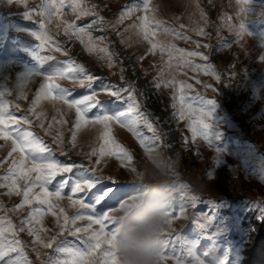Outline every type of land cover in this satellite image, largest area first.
Instances as JSON below:
<instances>
[{
  "label": "rangeland",
  "instance_id": "374dc122",
  "mask_svg": "<svg viewBox=\"0 0 264 264\" xmlns=\"http://www.w3.org/2000/svg\"><path fill=\"white\" fill-rule=\"evenodd\" d=\"M46 2L51 0H0V92H4L0 100L7 114L31 121L14 127L32 132L60 164L77 167L72 173L58 174L47 185L54 192L62 179L69 181L61 199L50 198L57 216L47 212V205L34 202L15 211L0 210V219L11 220L18 229L33 208L41 207L45 211L40 222L30 226L42 241L48 243L55 236L57 244L67 240L78 246L91 230L70 233L87 228L90 213L79 203L73 205L69 196H73L71 181L87 170L101 182L73 199L91 203L105 188L114 189L96 206L97 215L106 211L116 218L157 191L169 194L166 210L172 224L164 237L166 259L161 264L178 260L182 264H242L250 219L264 218V0H148L147 11L143 0H65V7L50 21L40 14ZM71 4L93 9L97 15H78ZM133 5L138 10L121 21L124 8ZM68 24L86 29L84 43L71 30L65 34ZM33 33L45 34L48 40H37ZM88 35L95 38L94 51L88 50ZM189 52L199 55L189 56ZM81 66L93 76L92 81L78 71L67 72ZM58 70L66 75L52 82L68 90L69 100L95 94L101 102L79 128L76 109L63 100L49 97L34 106L41 86L48 82L46 76ZM156 83L161 87L156 88ZM104 88L134 89L133 99L144 114L138 130L146 144L155 145L147 149L127 128L114 121L108 125L112 140L133 157L131 163L115 155L99 156L106 129L94 117L104 111H126L132 102L129 92L116 99ZM181 97L183 118L179 116ZM208 99L215 101L211 116H202L201 107L207 112L209 106L201 101ZM202 123L210 125L207 139L202 130L195 137L191 130L202 129ZM12 147L11 139H0V177L7 174L12 160L20 158L19 152L8 156ZM94 150L97 155H91ZM30 165L28 161L26 166ZM18 184L22 192L23 180ZM6 192L0 188V209H12L22 200V195ZM30 195H41V188L35 187ZM61 208L69 218L62 235ZM77 214L82 219L72 223ZM5 235L13 238L10 232ZM14 238L22 241L31 264H46L49 256L56 255V244L45 248L34 243L27 228ZM188 245H194L192 255ZM95 259L102 264V251H97Z\"/></svg>",
  "mask_w": 264,
  "mask_h": 264
},
{
  "label": "snow or ice",
  "instance_id": "6c2138e0",
  "mask_svg": "<svg viewBox=\"0 0 264 264\" xmlns=\"http://www.w3.org/2000/svg\"><path fill=\"white\" fill-rule=\"evenodd\" d=\"M247 2V0H245ZM72 8V11L77 12L78 15H93L96 16L97 13L93 9L81 8L79 4L69 5ZM143 8L145 11L148 10V0H143ZM65 7V0H51V2H46L41 5V15H46L49 21L57 16L60 11ZM138 5H133L131 7L126 6L120 16L122 21L125 16L131 15L134 10H138ZM30 16V13H27ZM143 20H147V17H143ZM101 24L103 23V17H99ZM96 21H93L95 24ZM43 27V24L41 25ZM91 27V25H89ZM144 37L148 38V25L144 23L143 26ZM241 32L244 30V24L239 25ZM81 39V43H84L83 35L86 33L84 27H77L74 24H68L65 26V34H68L69 31ZM37 40L47 41L48 37L42 33H33ZM95 39L91 35H88L89 51L96 50L95 46L92 45V41ZM101 41L103 37L99 38ZM156 44L152 45V48L155 49ZM99 51L104 52L105 49L101 48ZM161 51H164L161 47ZM171 56V52L169 53ZM189 56L199 55V53L189 52ZM37 60H40V57L36 56ZM207 59V57H202ZM264 58V57H262ZM51 59V57H49ZM199 67V66H197ZM78 71L79 73L84 74L83 78L92 81L94 78L92 75L86 73L85 69L81 66L78 69L69 68L68 73L72 71ZM207 72V68H205ZM66 75L65 71L58 70L54 75H47V83L43 84L37 93L36 100L34 101V106L41 99H47L49 97L53 99L63 100L70 108H75L77 113V122L76 127H80L81 121L87 123V113L91 112L93 109L100 107L101 102L96 100L95 94L86 95L81 99H68L70 93L68 90L61 88L59 85L55 84L54 81L56 78H64ZM219 78V77H217ZM156 88H160L161 84L156 83ZM183 87V85H181ZM102 91L107 92L109 95L115 97L116 99H121L122 92H129V100L132 102L129 104L126 111H121L117 113L109 114V112L104 111L99 115L94 117L95 122L103 124L106 131L101 136L103 145L99 149V156L103 157L106 154L115 155L119 159H125L128 163H131L133 157L119 144H116L111 136L109 135L110 129L108 128L109 122H116L120 124L121 127H125L130 131L137 139L140 140L142 146L146 149L154 144L149 146L146 144V139L142 136L139 129L138 121L144 117V114L140 111L139 104L136 100L133 99L134 89H116L110 90L108 88L102 89ZM4 92H0V97H3ZM181 105L179 110V116L183 118L184 116V101L183 97L180 98ZM202 105H207L208 111L205 112L204 108L201 107L200 112L202 116H211V107L214 106L215 101L213 99H208L206 101H201ZM32 111V109H30ZM23 122L24 124H30L31 121L27 118H20L7 114L6 107L2 100H0V139L3 140H12L13 147L8 153V156L11 157L13 153L19 152L20 158L18 160H12V163L8 169L7 174L3 177H0V180L4 181L0 183V188H6L7 195H22V200L19 204L15 205L12 209H0L5 213L8 211H15L16 209L23 208L25 205H32L34 202L39 203L40 205H47V212L51 213L53 216H57V213L53 211L55 205L52 203L51 197H55L56 200L62 198V193L69 181L61 180L56 187L54 192H49L47 185L51 183L55 177L60 173H72L73 168L77 165H63L57 162L54 158H51L50 149H48L43 143L36 137L32 132L21 130L19 127H14V124H19ZM146 127L149 130L153 129V125L150 121H145ZM43 125H41L42 127ZM208 129L210 125L207 123H202V129L200 127H192L193 136L197 134L198 131H203V135L207 139ZM111 145V147H108ZM91 155H97V152L94 150ZM31 161L30 166H26V163ZM99 163V160H97ZM83 168V166H79ZM35 174L34 176L32 174ZM18 180H23L24 188L21 192ZM101 181L98 177H95L94 173H89L87 170L83 171V175L76 177L72 183L71 193L75 196L78 193H84L86 190L91 192ZM112 183H115L113 181ZM39 186L41 188V195L31 196L35 187ZM114 191L112 188H105L99 194H97L94 200L91 203H85V201L79 197L73 199V196H69V200L73 205L79 203L81 209H86L90 213L86 218L91 221L87 228H75V235L80 232H89L91 234L81 240H79L78 246L77 242L73 241H61L59 244L56 243V237L53 236L48 243H44L41 239V236L38 231H35L30 225L33 221L39 223L40 218L44 215V209L41 207L33 208L29 215L21 220V226L17 229L16 226L12 223L11 220L0 219V264H31L27 259V256L24 254V249L22 241L15 239L19 232H24L27 228V231L30 235H34V243H40L45 248H53V245L56 244L54 249L55 256H49L46 264H96L95 254L97 251H102L104 260L102 264H119L118 255H117V246H116V237L119 232L118 222L115 217H112L108 212H101L99 215L96 214V206L105 201L110 194ZM122 207V203H119L118 208ZM59 214L63 216V224L60 225V233L63 234L65 226L69 223L68 216L64 213V210L59 209ZM172 215V214H171ZM82 219V216L77 214L72 223H75L76 220ZM7 225L3 227V225ZM172 220H170V225ZM93 225L98 226V229H93ZM108 225L112 227L108 229ZM108 229V230H106ZM11 233L13 238H7L6 233ZM164 245H167V241H164ZM194 252V245H188V254L192 255ZM10 253H17V256H11ZM39 255V253H38ZM166 259L164 255V248L162 247L159 254V261L161 262ZM198 262V258L196 257ZM177 264H182V261L178 260Z\"/></svg>",
  "mask_w": 264,
  "mask_h": 264
},
{
  "label": "clouds",
  "instance_id": "9594fccd",
  "mask_svg": "<svg viewBox=\"0 0 264 264\" xmlns=\"http://www.w3.org/2000/svg\"><path fill=\"white\" fill-rule=\"evenodd\" d=\"M169 194L157 191L150 200L137 203L116 217L119 264H160L159 254L170 226Z\"/></svg>",
  "mask_w": 264,
  "mask_h": 264
},
{
  "label": "trees",
  "instance_id": "16d2710c",
  "mask_svg": "<svg viewBox=\"0 0 264 264\" xmlns=\"http://www.w3.org/2000/svg\"><path fill=\"white\" fill-rule=\"evenodd\" d=\"M242 264H264V218L251 217Z\"/></svg>",
  "mask_w": 264,
  "mask_h": 264
}]
</instances>
